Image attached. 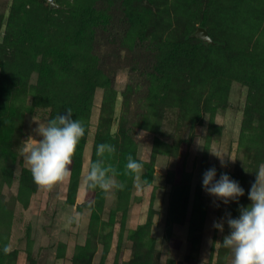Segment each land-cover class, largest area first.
Listing matches in <instances>:
<instances>
[{"label":"trees","instance_id":"obj_1","mask_svg":"<svg viewBox=\"0 0 264 264\" xmlns=\"http://www.w3.org/2000/svg\"><path fill=\"white\" fill-rule=\"evenodd\" d=\"M106 1L108 7L100 8L98 0H67L61 8L51 9L47 0L13 1L6 19V33L0 39V92L4 96L0 100V159L3 164L13 167L18 156L14 145L17 136L20 137L18 130H21L24 116L22 95L32 96V110L46 111L48 119L71 108L73 119L82 120L87 129L70 165L71 192L76 193L95 93L99 88L104 89L90 166L99 158L96 155L99 144L114 145L116 152L111 156L106 154L105 159L117 169L116 178L125 185L118 193H123L120 197L125 196L128 202L135 179L125 169L127 156L131 154L139 160L132 126L138 124L142 129L157 133L159 127L154 122H159L165 110L179 109V122L181 118L194 122L205 113L215 115L225 106L233 81L248 87L241 146L246 141L252 143L247 150L251 154L254 152L252 157L258 163L263 162L264 29L261 30V26L264 24V0H121L122 23L126 28L119 37L120 45L130 52L140 53L133 69L140 72L144 82L136 88H145L152 108L161 118L153 121L157 115L150 111L138 116L135 124L131 122L130 101L135 89L128 85L116 133L111 130L115 79L107 69L109 64L105 67L95 53L96 30L108 32L113 21L109 5L114 0ZM4 23L5 15L0 14V37ZM198 27L206 28L215 43L208 45L191 36ZM160 138L155 135V143L164 144ZM154 160L151 159L148 173L143 175L149 183L152 182ZM25 172L27 170L21 176L23 183L32 186L34 192L35 185ZM171 183L168 225L186 214L191 191L185 181ZM92 191L97 193L103 207L105 194L99 189ZM122 208V216H126L127 209ZM204 214L205 205L199 202V207L193 208V216L195 219L199 216L198 221L203 224ZM150 224L147 221L131 231L133 258L129 264H154L155 243L150 235ZM97 233L95 230L93 235ZM100 236L107 238V235ZM171 238L169 227L167 240ZM94 254L88 241L80 247L75 261L93 264Z\"/></svg>","mask_w":264,"mask_h":264},{"label":"rangeland","instance_id":"obj_2","mask_svg":"<svg viewBox=\"0 0 264 264\" xmlns=\"http://www.w3.org/2000/svg\"><path fill=\"white\" fill-rule=\"evenodd\" d=\"M13 1L0 0V14L5 15L1 40L6 33V19L10 15ZM66 1H56L58 6L54 8H61V4ZM47 2L49 3L48 0ZM97 5L100 8L108 7L106 0H98ZM109 7L112 25L105 33L100 29L96 30L95 53L105 67L107 64L115 66L110 69L108 65L107 69L115 79L111 130L116 133L122 118L123 94L128 85L135 89L130 101L131 122L135 124L138 116L150 111L157 115L153 121L161 118V115L152 108L145 88H136L144 82L140 72L133 69L134 61L140 57V53L130 52L120 45L119 37L126 28L122 23L121 0H114ZM263 29L264 24L261 26V30ZM247 93L246 85L233 81L225 106L220 107L215 115L205 113L194 122L184 118L179 122V109L165 110L159 122H154L159 127L157 133L142 129L138 124L132 126L135 129L137 156L144 164L140 186L134 180L128 202L125 196L120 197L123 193L118 191L111 196L104 195L103 207L100 206L97 193L89 190L83 180L90 169L104 89L99 88L95 93L91 127L83 153L84 164L77 191L73 194L71 176L67 181L47 189L34 183L25 166L20 153L25 140L30 135L35 136L34 130L38 125L33 123V117L46 121L48 114L41 109L33 111L32 96L22 95L21 100L25 101L26 107L24 105L22 108L24 116L21 130H18L20 137L17 136L14 145L18 155L16 162L10 167L5 166L0 159V264H77L75 256L79 257L80 247L88 241L95 251L93 264H129L133 258L130 233L147 221L151 222L150 235L155 243L152 253L154 264H232L230 250L222 245L224 236L230 233L226 220L229 214L232 218H237L240 206L247 207L251 203L248 193L255 181L258 166L264 163H258L252 157L254 152L251 154L247 150L252 147V143L246 141L241 146ZM3 99L0 92V100ZM155 135L161 136L164 144L155 143ZM211 152L224 157L226 167H222L220 159ZM152 158L155 160L152 182L149 183L143 175L148 173V164ZM212 167L216 168L217 180L222 173H226L243 187L245 195L238 202L224 204L205 192L202 185L203 174ZM24 170H27L26 176L35 185L34 192L32 186L30 188L29 184L23 183L21 176ZM181 181L191 187L190 203L186 214L168 225L171 182L177 184ZM199 196L197 202L196 198ZM199 202L205 205L203 224L198 221L199 216L196 219L193 216V208L199 207ZM122 206L127 209L126 216H122ZM197 209L199 212V208ZM218 221L224 222L223 232L214 227V223ZM169 227L172 231L171 240H167ZM95 230L98 232L96 236L93 235ZM100 234L107 235V238H102ZM5 245L11 248L7 255L3 252Z\"/></svg>","mask_w":264,"mask_h":264},{"label":"clouds","instance_id":"obj_3","mask_svg":"<svg viewBox=\"0 0 264 264\" xmlns=\"http://www.w3.org/2000/svg\"><path fill=\"white\" fill-rule=\"evenodd\" d=\"M33 123L38 125L34 130L35 136L30 135L25 140L20 154L34 183L51 189L71 176L70 165L81 139L86 136L87 129L82 120L73 119L71 108H67L64 114H58L46 121L34 116ZM115 152L116 148L112 144L101 143L97 146L96 155L99 158L91 164L83 180L89 190L99 189L107 197L125 188L116 178L117 169L106 163V154L111 156ZM212 154L220 159L222 167H226L224 157ZM143 167L142 160L133 158L131 154L127 156L125 169L134 177L138 187ZM216 175L215 167L203 174L202 185L210 196L229 204L232 201L238 202L239 198L245 195V190L239 182L228 174L222 173L218 180ZM248 198L251 203L247 207L240 206L239 216L232 218L229 214L226 220L230 233L224 236L222 245L230 250L233 256L232 264H264V163L258 166ZM214 227L223 232L224 222H215ZM10 251V246L5 245L4 254L7 255Z\"/></svg>","mask_w":264,"mask_h":264},{"label":"water","instance_id":"obj_4","mask_svg":"<svg viewBox=\"0 0 264 264\" xmlns=\"http://www.w3.org/2000/svg\"><path fill=\"white\" fill-rule=\"evenodd\" d=\"M49 3H50V7L51 8H54V7H57V3H56V0H48ZM193 37H197L199 39L202 40V42L208 44V45H211V44H214L215 41L213 40V38L210 36L209 32L207 31L206 28L204 27H198L193 33L192 35Z\"/></svg>","mask_w":264,"mask_h":264}]
</instances>
